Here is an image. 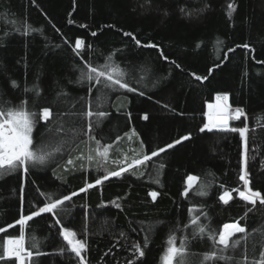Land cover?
I'll return each instance as SVG.
<instances>
[{
  "label": "trees",
  "instance_id": "obj_1",
  "mask_svg": "<svg viewBox=\"0 0 264 264\" xmlns=\"http://www.w3.org/2000/svg\"><path fill=\"white\" fill-rule=\"evenodd\" d=\"M230 3L234 10H229ZM25 25L36 31L25 35ZM77 38L84 46L74 51ZM146 44L157 47L142 46ZM109 55L129 73L128 82L137 91L97 85L90 93L89 82L74 83L85 61L100 65ZM12 80L18 88L11 87ZM34 86L40 90L38 97L24 92ZM61 90L68 95L58 99ZM218 95L228 96L232 110L245 112L239 120H230L228 128H247L250 187L264 195V0H0V96L14 105L26 100L34 112L49 107L54 113L51 121H39L33 130L35 143L48 144L51 155L45 162L29 165L27 173L17 169L0 175V254L5 238L19 236L15 221L22 211L28 215L47 202L41 193L60 198L76 192L57 210L61 224L45 213L26 226L27 243L35 236L43 253L34 254L31 264H79L59 235L61 226L86 240V264H161L170 234L177 245L187 238L189 259L200 264L212 243L207 237H192L190 219L200 214L189 213L193 207L207 214L200 216L201 223L217 230L239 220L250 240L236 251V259L245 251L249 260L259 258L264 206L253 207L239 197L244 190L239 179L244 141L238 131H200L206 124V106ZM89 108L107 114L99 126L95 116L81 115ZM89 123L90 134L101 145L112 144L111 153L132 130L136 135L129 140L141 157L183 136L190 139L95 185L106 171L120 167L87 159L94 149L84 147L96 148L84 134ZM57 127L61 130L55 131ZM117 136L121 139L115 142ZM188 175L199 180L185 196ZM89 183L94 187L79 192ZM200 185L207 195L195 194ZM153 191L158 193L155 200L149 195ZM225 191L232 197L228 204L219 199ZM146 237L145 255L139 257L133 244L143 246Z\"/></svg>",
  "mask_w": 264,
  "mask_h": 264
},
{
  "label": "snow or ice",
  "instance_id": "obj_2",
  "mask_svg": "<svg viewBox=\"0 0 264 264\" xmlns=\"http://www.w3.org/2000/svg\"><path fill=\"white\" fill-rule=\"evenodd\" d=\"M229 10H234V4L228 5ZM183 11V9H181ZM83 27V26H82ZM28 31H36L31 29L30 26L25 25L24 34L27 35ZM93 36L96 35L95 32L92 33ZM125 36H132V39L135 40L138 46L140 41L136 39L132 33L125 32ZM84 46V41L80 38H77L75 41L74 51L79 50ZM143 47L155 48V44H146L142 45ZM90 47V46H89ZM247 48L248 45H243ZM228 51H233L229 49ZM167 59V57H165ZM177 67H180L177 65ZM80 75L74 83L81 84L85 81L90 83L89 92H92V89L97 85H102L104 89H112L114 86H118L121 89H124L128 92L137 91L136 88L130 86L128 82L129 73L121 68L119 65L115 64L112 61V56L109 55L105 58V63L100 65L93 66L91 62L85 61L83 67L79 69ZM197 80L207 79V77H195ZM11 87L16 89L19 87L18 83L15 80L11 81ZM25 93H33L35 96L40 95V90L38 86L33 88H24ZM143 92H140V95H143ZM68 94L61 90L57 94L59 99L61 96L66 97ZM99 100V97H97ZM28 101H21L18 105L11 104V102L6 101L0 96V175L7 174L17 169H23L25 173L29 171V165L34 164H43L48 156L51 155L47 151L48 144L45 141H41L39 144L34 142L33 130L36 127V124L39 121L49 122L53 119L54 113L53 110L49 107H43L39 112L31 111L27 107ZM209 112L206 114L208 117V123L200 129L203 132L205 129L212 130L218 129L222 131H238L242 140L244 141L245 152L242 155V167L241 174L239 179L243 183V191H239V197L244 202L251 204L253 207L257 203L261 206H264V195L260 191H255L250 187L249 174L246 170V154H247V128H228V121L230 119L239 120L241 117L245 116V112L241 108L231 109L228 104V96L218 95L216 97L215 104L208 105ZM82 116L87 118L96 117L95 125L99 126V123L102 121L107 114L103 111H92L89 108L88 111L81 113ZM147 119V115L143 117ZM61 128L57 127L55 131H60ZM93 130V123L88 124L87 132L85 135H88L89 140H94L96 148L93 150L96 153L97 157H103L107 159L109 150L112 148V144L101 145L100 140L93 137L90 133ZM52 131V129H49ZM132 136H135V130H132ZM127 136L128 134L125 133ZM121 137L117 136L116 141L118 142ZM190 139V136H183L180 139L174 141L172 144H168L166 147L159 148L151 152L150 155L145 154L142 158H134L131 163H128L126 166L120 167L119 170L106 171V174L99 179L95 180V185H100L103 181L108 180L110 177H120L123 173L129 172L130 170L137 168L138 166L145 165L146 162L152 160L153 157L159 156L161 153L165 152L167 149H170L175 146V144H180L183 140ZM114 142V143H115ZM59 151V149H57ZM89 161L93 160V156L89 155L87 157ZM124 160H127V156L124 157ZM69 164H72L73 161L69 160ZM120 163V162H114ZM162 168L163 165H160ZM199 177L194 175H188L186 178V188L182 195L187 196L189 190L193 189V185L197 183ZM94 187L93 184H86L84 188L79 189V192H86L88 188ZM205 186L200 185V190L196 191L195 194L199 196L207 195V192L203 190ZM23 191V189H21ZM235 191V190H234ZM78 193L73 192L71 195H64L60 198H54V194L51 193H41V195L46 197L47 202L43 204L42 207H39L38 210L32 211L30 214L20 215L19 219L15 221L16 225L20 226V232L18 237H8L3 241L2 254H0V260H12L14 259L16 264H31L33 255H42L38 250L39 242L36 237H32V242L30 244L26 241V232L25 228L30 221L35 217L41 216V214H52L55 218L56 224H61V220L56 218L58 213L57 210L61 209L65 204V201L72 199V196L77 195ZM149 195L155 200L158 193L153 191ZM231 193L225 191L220 195L219 199L224 203L228 204L231 199ZM116 207H119L117 204ZM252 209H248L251 211ZM200 212L199 215L192 216L190 219V225L193 229L192 237L195 239L197 237L204 238L207 237L212 243V250L202 254L200 259V264H206V262L211 261H224L226 264L229 262H234V264H264V242L261 244V251L259 252V258L255 256L249 260L248 255L245 253L242 255L240 260L236 259L235 253L241 247V245L247 246L250 240V234L246 226L242 225L239 220L232 223H225L222 226V229L217 230L212 228L209 224H203L200 221V216L203 215L207 218V214L203 213L199 209L189 208V213ZM247 215V213H245ZM12 227V225H9ZM184 227H189L185 225ZM4 231V229H0ZM254 232L257 230H253ZM237 234H242L239 238L234 239ZM59 235L67 242L68 249L71 253H74L76 257L79 258V264H86L83 252L87 249L86 240L77 239V233L73 230H70L66 226H61ZM188 240L187 238H181L179 245L176 243V237L174 235H169L166 241V247L161 255V264H192L189 259L190 253L188 251ZM147 247V237L143 246L141 244H133L135 253L139 257L145 255L144 248ZM253 251H255L256 244H252ZM32 249H37L35 253ZM60 252L63 253L64 249L61 248ZM194 255V254H192ZM128 264H133V261H129Z\"/></svg>",
  "mask_w": 264,
  "mask_h": 264
},
{
  "label": "rangeland",
  "instance_id": "obj_3",
  "mask_svg": "<svg viewBox=\"0 0 264 264\" xmlns=\"http://www.w3.org/2000/svg\"><path fill=\"white\" fill-rule=\"evenodd\" d=\"M214 102H216V100L214 101ZM212 103V104H215V103ZM209 112V109H208V105L206 106V109H205V123H208V117H207V113ZM230 120H236V119H230ZM229 120V121H230ZM132 133V131L128 134V138L125 140V141H123L122 143H119L118 145H116L111 151H112V153L111 152H109L108 153V156H107V159H105V158H103V157H97L96 156V153H95V151L93 152L94 153V155H93V161L94 162H96V160L97 159H101V160H103V161H110V162H120V163H114L115 165H117V166H119V167H123V166H126L128 163H131L132 162V160L134 159V158H136V159H139V158H142L141 157V155H140V152H139V150H138V148H135L133 145H132V141L131 140H129V139H131V137H129V135H132L131 134ZM122 146H123V148H124V150H122V152H121V150H119V148H122ZM95 149L94 147H92L90 144H88L87 146H86V148L84 147V151L86 150V151H91L92 149ZM110 151V150H109ZM91 153V152H90ZM110 155H113L114 156V158L117 160H115L114 158H111L110 157ZM125 156H127V160L125 161L124 160V157ZM142 166V165H141ZM118 167V168H119ZM140 166H138L137 168H139ZM136 169V168H135ZM119 170V169H118ZM185 186H186V183H185ZM194 186V185H193Z\"/></svg>",
  "mask_w": 264,
  "mask_h": 264
},
{
  "label": "water",
  "instance_id": "obj_4",
  "mask_svg": "<svg viewBox=\"0 0 264 264\" xmlns=\"http://www.w3.org/2000/svg\"><path fill=\"white\" fill-rule=\"evenodd\" d=\"M228 126H229V121H228Z\"/></svg>",
  "mask_w": 264,
  "mask_h": 264
},
{
  "label": "bare ground",
  "instance_id": "obj_5",
  "mask_svg": "<svg viewBox=\"0 0 264 264\" xmlns=\"http://www.w3.org/2000/svg\"><path fill=\"white\" fill-rule=\"evenodd\" d=\"M216 103V102H215Z\"/></svg>",
  "mask_w": 264,
  "mask_h": 264
}]
</instances>
